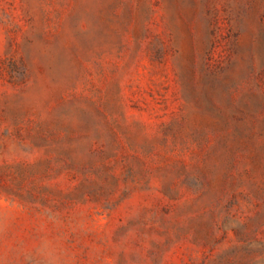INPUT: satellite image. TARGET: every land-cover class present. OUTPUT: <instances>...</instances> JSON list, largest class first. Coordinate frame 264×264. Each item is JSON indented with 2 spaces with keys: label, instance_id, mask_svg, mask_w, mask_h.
<instances>
[{
  "label": "rangeland",
  "instance_id": "rangeland-1",
  "mask_svg": "<svg viewBox=\"0 0 264 264\" xmlns=\"http://www.w3.org/2000/svg\"><path fill=\"white\" fill-rule=\"evenodd\" d=\"M0 264H264V0H0Z\"/></svg>",
  "mask_w": 264,
  "mask_h": 264
}]
</instances>
